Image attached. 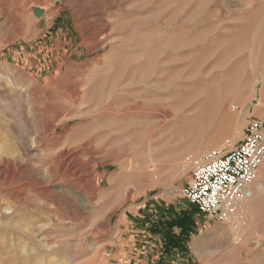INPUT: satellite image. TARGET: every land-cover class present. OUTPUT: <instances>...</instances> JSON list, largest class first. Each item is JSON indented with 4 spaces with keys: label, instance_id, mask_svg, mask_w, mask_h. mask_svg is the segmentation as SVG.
Segmentation results:
<instances>
[{
    "label": "rangeland",
    "instance_id": "obj_1",
    "mask_svg": "<svg viewBox=\"0 0 264 264\" xmlns=\"http://www.w3.org/2000/svg\"><path fill=\"white\" fill-rule=\"evenodd\" d=\"M254 118L264 0H0V264H264V161L239 242L181 193ZM70 150L82 175L50 177Z\"/></svg>",
    "mask_w": 264,
    "mask_h": 264
},
{
    "label": "built area",
    "instance_id": "obj_2",
    "mask_svg": "<svg viewBox=\"0 0 264 264\" xmlns=\"http://www.w3.org/2000/svg\"><path fill=\"white\" fill-rule=\"evenodd\" d=\"M264 161V118H254L239 141L190 159V175L181 193L196 210L231 228L241 241L240 204L252 196V184Z\"/></svg>",
    "mask_w": 264,
    "mask_h": 264
},
{
    "label": "bare ground",
    "instance_id": "obj_3",
    "mask_svg": "<svg viewBox=\"0 0 264 264\" xmlns=\"http://www.w3.org/2000/svg\"><path fill=\"white\" fill-rule=\"evenodd\" d=\"M33 6V5H31ZM34 9H38L42 12V7L36 6L33 7L32 9H30L32 11V14L34 15ZM80 83H77L73 86V90L72 93L76 94V96L78 95L79 92V85ZM259 91V90H258ZM261 94V93H260ZM262 98V97H261ZM162 111V110H161ZM240 111V110H239ZM240 117V116H239ZM240 119V118H239ZM165 120V119H164ZM161 123V122H160ZM163 123V122H162ZM84 148V147H83ZM90 149V148H89ZM88 150V149H87ZM84 151H86L84 149ZM89 151V150H88ZM91 152V151H89ZM80 153V152H79ZM79 153L76 150H70V151H66L65 153H63L61 156H59V159L57 161L58 163V168L57 170L52 169V166L49 165L48 172L50 174V177L54 178V177H60L63 178L64 176H71V177H75L78 178L80 177L82 174V170L81 169V158L79 156ZM97 153V152H96ZM81 154V153H80ZM88 160V159H87ZM2 161V160H1ZM12 161V160H11ZM16 162V161H15ZM83 165V164H82ZM1 167L7 168L9 166V163L7 161H2L1 162ZM261 166V165H260ZM88 168V167H87ZM17 169L19 171L20 174L24 173L25 171H33L34 167L29 164V162H24V163H18L17 164ZM9 171V170H8ZM23 179L25 180H21L22 186H26L27 188H32V189H37L38 186L41 187V183L38 182H32V180L27 179L26 177H24ZM76 181V180H75ZM85 182V181H84ZM84 184V183H83ZM83 184L81 183V185L79 184V181L72 183V186L74 189L76 190H80V188L83 186ZM7 185V184H6ZM89 185V184H88ZM24 190V189H23ZM6 191V190H5ZM4 191V192H5ZM17 198L22 199V200H29L31 199L30 195H23L22 193V189H18L17 191ZM37 194V193H36ZM53 201V200H52ZM59 206V205H58ZM22 214L25 216L26 213L22 212ZM21 215V214H20ZM73 215V214H72ZM27 216V215H26ZM20 217V216H19ZM61 217V216H60ZM38 220V219H37ZM21 225V224H20ZM16 226V225H15ZM30 231V230H29ZM26 234V233H25ZM56 244V243H55Z\"/></svg>",
    "mask_w": 264,
    "mask_h": 264
},
{
    "label": "trees",
    "instance_id": "obj_4",
    "mask_svg": "<svg viewBox=\"0 0 264 264\" xmlns=\"http://www.w3.org/2000/svg\"><path fill=\"white\" fill-rule=\"evenodd\" d=\"M194 209L196 210V208H194ZM188 219L189 218L186 215V210H184L183 216H181V219H179V221H177V223H176V225H178L180 227V231H181L180 235L183 234L185 237V240H188L189 235L192 231V227L189 228V226H188Z\"/></svg>",
    "mask_w": 264,
    "mask_h": 264
},
{
    "label": "water",
    "instance_id": "obj_5",
    "mask_svg": "<svg viewBox=\"0 0 264 264\" xmlns=\"http://www.w3.org/2000/svg\"><path fill=\"white\" fill-rule=\"evenodd\" d=\"M33 12H34V16H36V17H39L42 14V12L38 9H34Z\"/></svg>",
    "mask_w": 264,
    "mask_h": 264
},
{
    "label": "crops",
    "instance_id": "obj_6",
    "mask_svg": "<svg viewBox=\"0 0 264 264\" xmlns=\"http://www.w3.org/2000/svg\"><path fill=\"white\" fill-rule=\"evenodd\" d=\"M185 208H176V210H183L184 211Z\"/></svg>",
    "mask_w": 264,
    "mask_h": 264
}]
</instances>
